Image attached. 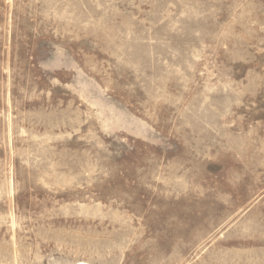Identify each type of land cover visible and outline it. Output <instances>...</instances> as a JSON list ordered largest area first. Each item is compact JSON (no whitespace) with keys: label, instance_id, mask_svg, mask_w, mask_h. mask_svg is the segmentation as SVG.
I'll use <instances>...</instances> for the list:
<instances>
[{"label":"rangeland","instance_id":"374dc122","mask_svg":"<svg viewBox=\"0 0 264 264\" xmlns=\"http://www.w3.org/2000/svg\"><path fill=\"white\" fill-rule=\"evenodd\" d=\"M264 264V0H0V264Z\"/></svg>","mask_w":264,"mask_h":264},{"label":"bare ground","instance_id":"6f19581e","mask_svg":"<svg viewBox=\"0 0 264 264\" xmlns=\"http://www.w3.org/2000/svg\"><path fill=\"white\" fill-rule=\"evenodd\" d=\"M79 264H85V263H79Z\"/></svg>","mask_w":264,"mask_h":264}]
</instances>
